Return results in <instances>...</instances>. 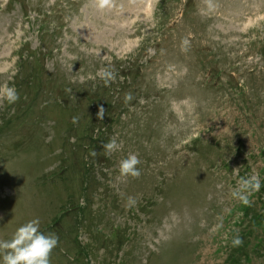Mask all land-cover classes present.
I'll use <instances>...</instances> for the list:
<instances>
[{
	"label": "rangeland",
	"instance_id": "1",
	"mask_svg": "<svg viewBox=\"0 0 264 264\" xmlns=\"http://www.w3.org/2000/svg\"><path fill=\"white\" fill-rule=\"evenodd\" d=\"M110 2L0 0V239L39 218L50 264H264V0Z\"/></svg>",
	"mask_w": 264,
	"mask_h": 264
},
{
	"label": "clouds",
	"instance_id": "2",
	"mask_svg": "<svg viewBox=\"0 0 264 264\" xmlns=\"http://www.w3.org/2000/svg\"><path fill=\"white\" fill-rule=\"evenodd\" d=\"M95 6L98 10L104 11L111 7L110 0H95ZM97 77L105 86L109 85L115 79V74L109 68H101L96 73ZM0 99L8 104H13L19 99V94L14 86H0ZM132 99L130 93L125 95V103ZM104 108L101 106L97 112V118L102 119ZM76 117H73L75 121ZM105 155L119 148L116 139L110 138L108 142L102 145ZM95 156L96 152L90 153ZM140 159L136 154H129L121 159L118 164V170L122 176L138 177L140 169L137 167ZM239 188L234 190L233 195L248 203L247 195L241 189L247 192L258 191L260 180L257 175L253 174L242 177L238 181ZM130 204L135 203L129 198ZM239 237L233 240L234 245L240 244ZM58 244V236L55 233L44 232L40 227L39 218H33L18 225L8 239H0V264H50V255L52 250Z\"/></svg>",
	"mask_w": 264,
	"mask_h": 264
}]
</instances>
